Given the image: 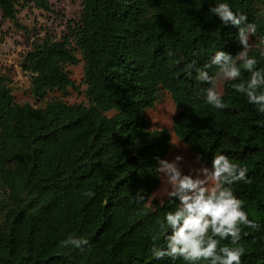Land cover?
<instances>
[{"label": "trees", "instance_id": "trees-1", "mask_svg": "<svg viewBox=\"0 0 264 264\" xmlns=\"http://www.w3.org/2000/svg\"><path fill=\"white\" fill-rule=\"evenodd\" d=\"M27 1L51 9L48 0ZM219 3L257 24L260 47L249 56L264 68V0H81L69 34L33 40L21 65L33 95L45 99L78 89L65 66L80 53L87 103H19L0 74V264H187L150 252L159 221L179 207L168 197L148 204L172 146L171 132L151 130L146 117L162 90L180 108L176 136L202 162L211 166L224 154L248 169L251 183L232 188L260 228L242 226L249 234L236 246L245 248L242 264H264V113L233 89L239 80L225 82L227 107L214 108L205 92L213 85L197 79V69L217 75V66L207 67L216 51L235 57L243 50L238 27L210 12ZM18 4L0 0L3 16L24 28ZM249 78L242 70L241 80ZM70 236L88 244L61 247Z\"/></svg>", "mask_w": 264, "mask_h": 264}, {"label": "clouds", "instance_id": "clouds-1", "mask_svg": "<svg viewBox=\"0 0 264 264\" xmlns=\"http://www.w3.org/2000/svg\"><path fill=\"white\" fill-rule=\"evenodd\" d=\"M218 16L224 25L232 24L239 29L238 41L243 50L235 57L227 51H216L207 67L217 66V75L211 76L206 70L197 69V79L213 85L205 90L206 103L216 109H225L222 93L215 90L218 78L233 83V89L243 94L249 104L257 106L264 113V68L257 69L259 61L255 56H249L250 36L257 32V24L248 22L244 14L237 15L228 3H219L210 9ZM259 15L264 16V9ZM264 43V37L260 38ZM171 56L173 53L168 52ZM264 57V49L260 50ZM195 68V62L187 65V69ZM242 70L250 73V78L241 80ZM182 156L175 160L161 159L156 169L162 174V193L168 198L179 202V207L169 211L159 221V231L152 236L151 256L155 259L170 257L173 260L183 259L187 264H242L245 253L239 244L248 229L259 230L260 225L249 219L244 210L243 201L239 199L232 186L241 181L251 183L248 169L233 163L227 155L217 154L211 161V167L201 166L193 169V174H185L179 166ZM201 157L197 156V160ZM87 195L92 196L89 192ZM144 199L142 194H137ZM163 232L164 246L157 242ZM230 240L232 247L221 246V241ZM88 241L83 238L69 237L61 242V247L82 249Z\"/></svg>", "mask_w": 264, "mask_h": 264}, {"label": "rangeland", "instance_id": "rangeland-1", "mask_svg": "<svg viewBox=\"0 0 264 264\" xmlns=\"http://www.w3.org/2000/svg\"><path fill=\"white\" fill-rule=\"evenodd\" d=\"M50 10L36 7L27 0H19V22L24 28L17 27L12 21L5 18L0 8V74L9 79L15 99L19 103L29 102L34 106H45L47 101L54 98H62L68 103H87L85 96L86 85L84 82L85 61L78 53L80 61L76 64H67L66 71L75 81L78 89L69 88L67 94L63 92L49 93L45 99L36 98L31 90V74L22 69V62L26 54L32 49V41L45 37L62 39L70 32L81 16V0H48ZM251 49L260 47L258 38L250 36ZM227 80L218 78L215 90L224 93V85ZM180 111L171 95L166 90L159 93L155 106L146 110V117L151 130L167 128L171 132L172 146L165 159L175 160L176 156H182L179 166L185 174H195L193 169L208 166L201 160H197L193 150L181 141L173 130V118ZM152 193L148 204L155 207L166 196L162 193L163 182Z\"/></svg>", "mask_w": 264, "mask_h": 264}]
</instances>
